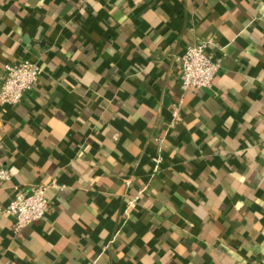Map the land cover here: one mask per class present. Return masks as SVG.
<instances>
[{"label": "crops", "instance_id": "obj_1", "mask_svg": "<svg viewBox=\"0 0 264 264\" xmlns=\"http://www.w3.org/2000/svg\"><path fill=\"white\" fill-rule=\"evenodd\" d=\"M201 41L221 69L183 89ZM25 59L42 71L0 105V208L38 184L49 208L0 212V264L261 260L264 0H0V82Z\"/></svg>", "mask_w": 264, "mask_h": 264}, {"label": "built area", "instance_id": "obj_2", "mask_svg": "<svg viewBox=\"0 0 264 264\" xmlns=\"http://www.w3.org/2000/svg\"><path fill=\"white\" fill-rule=\"evenodd\" d=\"M181 65V87L206 88L211 87L215 76L221 69V59L209 50V42L201 41L190 44L177 57ZM42 68L33 60L7 64L0 82V105L15 106L22 102L24 97L33 90L39 81ZM173 123L181 119L180 105L173 112ZM156 169L161 162V156L154 159ZM11 175L6 167H0V180H8ZM48 186L38 184L31 187L30 192L17 191L14 198L0 212L15 218V228L21 229L30 223L44 219L48 208ZM139 195L127 201L129 207H134ZM245 264V263H239ZM253 264H264V255L261 260Z\"/></svg>", "mask_w": 264, "mask_h": 264}]
</instances>
